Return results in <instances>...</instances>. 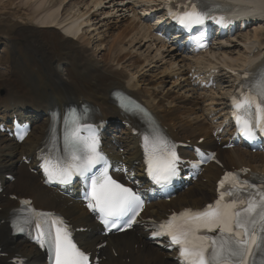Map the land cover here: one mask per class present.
<instances>
[{
  "label": "bare ground",
  "instance_id": "6f19581e",
  "mask_svg": "<svg viewBox=\"0 0 264 264\" xmlns=\"http://www.w3.org/2000/svg\"><path fill=\"white\" fill-rule=\"evenodd\" d=\"M15 1L8 0L1 6L4 10L13 9L9 11L10 15L36 24L30 29L41 39L38 51L40 66H49L46 57L53 59L58 55L59 60H53L52 68H44L55 85L47 89L48 92L44 91L43 96L30 92L16 74L4 78V85H0L4 87V94H0V123L14 115L33 122L31 133L21 144L0 132V174H15L16 180L9 187L20 194L35 197L40 207L57 208L75 220L76 225L90 224L92 231L90 236L86 235L87 248L101 240L108 242L107 257L101 264H175L163 250L151 246L142 235L133 231L123 236H100V226L79 200L76 189L44 186L40 176L31 173L21 158L23 155L31 156L39 146L49 123L50 108L63 107L83 98L95 108L96 116L110 122L107 132L111 139L105 147H109L107 150L111 155L121 161L115 173L123 177L121 167L129 171L140 170L135 163L140 159L138 137L129 127L134 120L117 105L112 96L115 89L144 103L177 138L196 141L204 136L203 146L214 149L217 148V140L228 142L232 135L228 126L216 136L213 131L224 122L222 114L227 94L234 88V80L223 73L218 77L217 90L205 91L193 84L194 73L190 72L201 64V73L208 67L238 70L263 58L264 14L260 23L226 36L213 46L209 54L198 60L185 55L176 45L159 36V21L152 23L150 19H143L152 3L162 0H20V5H15ZM258 1L264 7V0ZM142 6L148 8L141 9ZM244 13L241 10L237 15ZM115 20L116 25L124 20L127 22H123L125 26H120L116 33L111 26ZM6 44L11 46V42ZM69 45L73 46L72 50L64 52L63 49ZM91 45H96L97 49L100 47L101 51L91 52ZM5 69L2 73L7 75L10 67ZM82 70L88 77L82 75ZM169 83L172 88H168ZM211 113L215 114L213 118H209ZM214 120H218L216 124ZM197 132H204V135L195 137ZM218 156L236 168L246 166L264 172V153H254L241 145L225 150L219 148ZM219 174V168L207 167L203 176L207 178L206 183H201L200 187L190 183L188 189L177 193L171 202H151L146 215L161 219L171 210L202 206L213 197L211 186ZM14 205L5 199L0 205L3 206L0 217H4ZM0 247L7 252L32 255L33 262L41 260L38 249L12 236L6 224L0 225ZM111 248L116 256L109 251Z\"/></svg>",
  "mask_w": 264,
  "mask_h": 264
},
{
  "label": "snow or ice",
  "instance_id": "6c2138e0",
  "mask_svg": "<svg viewBox=\"0 0 264 264\" xmlns=\"http://www.w3.org/2000/svg\"><path fill=\"white\" fill-rule=\"evenodd\" d=\"M186 7L188 10L171 14L189 32L194 26L204 25L209 18L224 27L231 23L223 16H210L222 5L211 4L206 11L198 9L194 2ZM192 40L198 48L208 47L203 32ZM243 76L246 83L240 85L239 95L234 96L231 103L239 132L252 141L256 139L257 130L264 133V67L251 80L249 72L245 71ZM144 147L147 172L152 181L161 186L171 183L178 174L180 162L176 146L154 130L151 137H144ZM97 165H103L99 174L93 172ZM42 167L48 182L70 184L74 177L83 178L87 207L99 213L109 231L120 229L118 221L125 216L128 219L124 223L131 227L143 210L139 194L108 175L110 165L99 151L98 138L94 133L82 137L75 119L65 132L64 155L44 157ZM219 187L223 191L214 204L202 211L187 209L173 214L156 225L153 236L168 237L170 246L178 248L182 264H264V186L241 180L236 173L229 172L219 182ZM23 223L35 229V241L49 251L53 264H89L88 256L73 242L61 217L33 210ZM15 229L17 232L25 230L20 223Z\"/></svg>",
  "mask_w": 264,
  "mask_h": 264
},
{
  "label": "rangeland",
  "instance_id": "374dc122",
  "mask_svg": "<svg viewBox=\"0 0 264 264\" xmlns=\"http://www.w3.org/2000/svg\"><path fill=\"white\" fill-rule=\"evenodd\" d=\"M4 3H8V0H0V65L3 66V69H0V85H4L2 83L5 81L4 78L7 79V77L16 74L27 85L30 92L43 96L44 91L48 92L47 89L55 85V83L49 80V76L44 68H52L54 66L53 62L55 59L58 61L59 56L56 55L53 59H51V56L46 57L45 59L49 66L41 67L38 54L41 39H39V35L35 31L30 29V26H36V24L10 15L9 11H13V9L4 10L1 6ZM13 3L20 5V0H16ZM116 22L117 20L111 24V26H114V33L119 32L121 27L125 26L123 25L124 23L127 24L125 20L123 21L124 23H117V25ZM8 42H11V46L6 44ZM72 47V45L66 46L63 51L70 52ZM99 48L97 49L96 45H91L90 51L100 50ZM104 52L106 50L100 54ZM6 66L10 67L11 70L7 75L2 73L6 70L4 69ZM72 66L74 67L76 65ZM81 73L88 77L85 70H82ZM168 86V88H172L171 83ZM3 92L4 87H0V94L2 95ZM194 135L198 137L199 135H204V132H201V134L197 132Z\"/></svg>",
  "mask_w": 264,
  "mask_h": 264
}]
</instances>
